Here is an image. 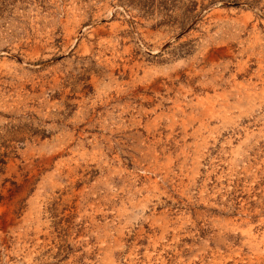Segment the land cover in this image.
Segmentation results:
<instances>
[{"label":"rangeland","instance_id":"obj_1","mask_svg":"<svg viewBox=\"0 0 264 264\" xmlns=\"http://www.w3.org/2000/svg\"><path fill=\"white\" fill-rule=\"evenodd\" d=\"M0 264H264V0H0Z\"/></svg>","mask_w":264,"mask_h":264}]
</instances>
